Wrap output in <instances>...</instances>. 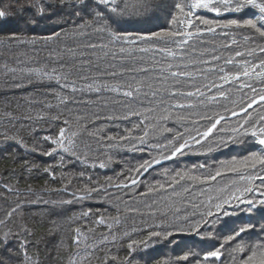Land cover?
Masks as SVG:
<instances>
[{"label":"snow or ice","instance_id":"6c2138e0","mask_svg":"<svg viewBox=\"0 0 264 264\" xmlns=\"http://www.w3.org/2000/svg\"><path fill=\"white\" fill-rule=\"evenodd\" d=\"M27 8L34 10L39 18L60 17V30L40 37H0V43L47 45L60 41L63 33L66 37L71 35L89 41L83 49L93 53L103 52L105 57L111 55L113 61L131 59L136 52H153L172 61H180L154 60L151 67L140 68L122 65L119 72L109 70L115 68L114 63H110L108 68H100L97 64V75H79L80 80L87 82L85 87L89 92L97 95L115 93L123 98L114 105L119 106V114L113 112L106 115L104 121L130 124V127L121 129L122 134L109 135L103 128L98 129L101 135L92 134L103 144L105 155L97 157V162L89 167L107 168L113 162L108 153L120 150L147 154L151 158L126 169L115 180L113 177L103 181L93 180L92 176H85L83 172L73 178L61 172L57 177L53 167L44 169L54 180L65 182L61 188L51 189L71 196V199L61 203L71 205L99 197L100 203L109 205L116 213L110 215L106 211L87 208L73 218L81 226L73 229L75 251L68 264H84L85 261L92 264L93 260L98 264H138L133 254L161 241L175 243L169 238L176 234L195 235L200 241L207 242L206 247L199 251L189 248L183 255L164 264H264V43H253L256 40L264 42V0H55L54 3L52 0H34ZM248 10L256 11L250 15ZM65 12L67 16H61ZM161 14L164 16L163 25L156 24L155 29L122 30L128 23L159 20ZM7 15L9 12L0 8V18ZM65 24L74 27L70 32H64ZM237 35L245 41L243 50H240ZM93 36L107 42L92 43ZM217 37L224 42L217 45ZM112 45L122 46L116 50ZM197 45L201 46L199 52ZM68 51L76 57L75 51ZM224 51L232 54L223 55ZM80 56H84L83 50ZM205 56L209 58H203ZM59 65L51 69L46 66L29 68L24 78L29 85L36 78L55 81L62 91L67 90L71 94L83 92L84 89L78 87L75 80H70L76 65L63 58L59 60ZM85 65L88 70L94 67L91 60H83L80 70ZM11 72L15 74L16 69ZM77 72L79 74V70ZM152 72L158 74L149 76ZM141 74L146 79H138ZM126 76L129 78L125 79ZM256 84L260 86L256 87ZM24 86L21 83L15 85L16 88ZM233 89L240 94L238 102L232 100ZM51 95L64 106L76 103L61 93L53 92ZM192 100L198 103H191ZM221 101H228L233 106L228 107ZM197 107H220L223 111L193 113L192 110ZM47 108L49 111L56 110L50 104ZM62 115L38 117L52 125H63L53 127L51 135L42 137L48 147L40 154L59 157L60 164L55 167L66 166L65 156L79 159L77 140L83 121L87 119L68 115L62 120ZM193 115L197 118L192 119ZM23 119L31 125L32 117ZM101 119L99 114H95L91 123ZM170 121L179 127L175 130L166 127ZM181 127L183 130H180ZM2 136L4 141L20 143L31 152L41 148L40 144L28 148L19 131L12 135L5 132ZM233 144L243 146V153L218 162L206 161L174 170L171 174L165 172L161 179L148 180L149 170L162 161L186 156L194 150H203L201 154L209 156ZM257 146L258 150H252ZM88 159L83 162L87 163ZM73 179L86 183L69 193ZM195 189H199L196 197L189 199ZM4 191L17 197L23 195L18 187L8 184L4 185ZM32 191L31 187L26 189L28 193ZM167 193H172L170 199L180 201L181 206L165 202L162 208L157 198ZM182 193L189 196H182ZM13 204L14 207L0 218V244L5 247L10 237L34 235L22 224L15 225L21 229L19 232L10 227L27 202L18 198ZM133 204H143L148 209L147 219H142L138 226L134 223L130 231L124 230L121 235H116L127 224L129 216H145L140 207ZM238 220L247 222L237 223ZM86 221H90L95 228L84 223ZM99 227L107 229V234H102L99 243L89 247L88 236L82 228L89 236H94ZM141 234L142 238H133ZM82 240L85 242L83 249ZM124 242L127 255L121 258L109 254L113 249L119 252L117 245ZM32 244L35 241H20L22 264H35L28 254ZM107 245L113 247L102 256L94 255ZM81 251L89 255L81 256ZM0 264L4 262L0 261Z\"/></svg>","mask_w":264,"mask_h":264},{"label":"trees","instance_id":"16d2710c","mask_svg":"<svg viewBox=\"0 0 264 264\" xmlns=\"http://www.w3.org/2000/svg\"><path fill=\"white\" fill-rule=\"evenodd\" d=\"M33 2L34 0H0V8H5L9 12V15L0 18V37L18 35L21 38H27V36L30 37L29 34H34L35 36L40 37L60 30V25L62 24L60 17H54L53 19H49L47 17L39 18L38 14L34 10L30 11L27 8V5L33 4ZM52 2L54 3L55 0H52ZM9 5L13 6L8 8L7 6ZM18 9L22 10L17 13ZM61 16H67V13H62ZM4 20L7 24L8 20H10L9 26L4 25ZM46 20H51L48 25L44 24ZM73 27V25H63L64 32H70ZM122 30L140 31V28L137 26V23L132 22L124 25ZM96 39L97 38L93 36L91 42L96 43ZM237 39L239 40L240 48L242 49L245 41L241 40L239 35ZM88 42L89 41L87 40L71 35L66 37L62 33L60 41L56 43L49 42L47 45L41 43L29 44V47L33 45L32 49L28 46H22L24 44L16 42L0 43V201H2L0 209L2 208L6 211L11 210V207H14L13 201L18 198L26 201L27 206L22 209V211L25 212L23 217L20 219L22 222L17 223V219V221L14 222V225H10V227H13L14 231L19 232L21 229L15 227V225L22 224L31 229L34 233V235L27 237H10L7 247H5L4 244H0V256L2 257L4 264H22V254L20 252L19 244L20 241L24 239L35 241V244H32L28 248V254L35 264H68L69 257L75 251V246L72 244L73 229L81 226L80 223L74 222L73 218L77 217L82 209L87 208L108 211L111 213L110 215H116L112 207L106 204H99L95 201V199L93 201L83 202L84 206H79L76 203L71 205L62 203L63 206H59L56 202L61 203V201L68 200L71 197L69 194L62 192L58 193L51 191V189L61 188L62 184L65 182H62L59 179L54 180L49 174L40 176L38 175L36 168L42 164L48 165L56 161L58 162L60 161V158L45 157L41 155L40 152L45 150L48 145L39 143V141L37 143H32L30 140V137L33 135L38 136V138L51 135V129L53 127L63 126L62 124L52 125L46 120L38 119L41 115L54 116L58 113H63L61 116L62 120L67 118L68 115H72L73 117H87V119L83 121V129L77 140V156L82 159L87 158L85 153L93 137L92 134H102L98 131V129L103 128L109 135L116 134L117 127L113 123L104 121L103 117L111 115L113 112L119 114L117 111L119 106L116 105L114 107V105L116 101L122 100L123 98L115 93L102 92L97 95L95 92H89L85 87L87 82L80 80L79 75L95 76L97 75L95 65L98 64L100 68H108L110 63H114L116 66L115 68H109V70L119 72L121 68L117 69V67L120 65V61H111V55L105 57L104 53L100 51L93 53L91 50L83 49V45ZM68 49L75 51L77 54L76 57H73ZM82 50L84 51V56H80V52ZM222 54L231 55L232 53L224 51ZM18 55L19 57H17ZM96 57H99L100 59L97 60ZM61 58L76 65V68L70 76V80H75L77 82V86L84 89L83 92L71 94L67 90L62 91L57 86L55 81L40 80L36 78H33L32 84L29 85L28 80L24 78L27 75V70L29 68H42L46 66L51 69L52 67H59V60ZM83 60H91L94 67L91 70H88L85 65V68L80 70V64ZM126 60H148V67H151L154 60H160L161 62L169 60V62L177 63L176 61H172L170 58L162 57L153 52H136L132 54L131 59ZM126 65L129 66L128 63H126ZM5 66H7V68ZM12 69H16L15 74L11 72ZM77 70H79V74ZM148 75L153 76L151 74ZM128 78V76L125 77V79ZM137 78L145 79L143 74L139 75ZM16 83H21L25 86L16 88ZM27 92L31 93L30 99L25 96ZM53 92L61 93V95L75 100L76 103H69L67 106L61 105L59 99L51 95ZM233 92L234 95L232 96V100L238 102L241 99L240 94L235 92V89H233ZM245 92H247V90H245ZM94 98L99 99L104 104L99 107H89V102L94 100ZM246 98L247 96L244 97V99ZM224 102L228 101H221L220 103L223 104ZM49 104L55 106L56 110L49 111L47 108V105ZM145 107H147V105H145ZM195 112L197 111H193V113ZM95 114H99L102 119L95 124H92L91 121L95 120ZM11 117H16L17 119L13 120ZM26 117H32L31 124L33 127L26 131L25 137H22L24 138V143L28 146V148H31L34 144H40L41 148L37 152L28 151L20 143L3 140V133L7 132L9 135H12L17 132V128L27 124V122L23 119ZM170 122H168L165 126L175 130L178 125ZM123 123L124 122H117L115 124ZM30 153L31 155L37 154L40 158L37 160H29L31 165L25 168V165L22 164L23 160H21L19 156H30ZM224 154L229 158L236 155L237 147L234 144L230 145L229 148L225 150ZM64 159L66 166L57 167V169L54 170L57 177L61 175V172H63L64 175L69 176V178H73L78 176L81 172L86 174V171L87 173L90 171L89 164H85V169H82L83 166L76 163L74 158L69 159L68 156H65ZM112 163L113 167L119 174L125 171L118 166L116 160H113ZM130 167H132L131 163L128 165V168ZM163 170L164 168L161 169V171ZM85 176L88 175L86 174ZM105 176L106 174H103L99 170L92 174L93 180H100V178H104ZM148 180L152 181V178H148ZM83 183H86V181L73 179V187L69 188V193L75 191ZM5 184H8L10 187H18L23 195L17 197L4 191ZM28 187H31L33 190L32 193L26 192ZM165 196L166 195H163L162 197L157 198L162 208L164 207ZM133 206L140 207L141 212L145 213V216H129L127 224L120 232L115 233L116 235H121L124 230L130 231L131 226H133L134 223L138 226L142 219H147L148 209L144 208L143 204H133ZM39 215H42L43 219ZM51 221L63 230L64 234L62 239L53 240L52 234H48L49 226H56ZM84 223H88L90 227L95 228V225H92L90 221H86ZM82 232L88 236V246L93 247L95 244L99 243L102 234H107V229L103 227L96 228L94 236H89L83 228ZM142 235L143 234L134 235L133 238L140 239L142 238ZM84 246L85 242L82 240L81 249H83ZM117 246L120 247V251L116 252L115 249H113V251L109 254L117 255L121 258L127 255V252L124 250L126 242ZM112 247V245H107L101 251H96L94 255L101 256L104 252L108 251V248ZM6 250L10 251L7 252ZM144 254L145 250H141L138 253L133 254L135 261L138 262V264H164L165 261H170L169 259L159 258L157 256H153L154 258L150 260H144ZM3 255L5 256L4 258ZM85 255H89V253L81 251V256ZM84 264H87V261H85ZM92 264H95L94 261H92Z\"/></svg>","mask_w":264,"mask_h":264},{"label":"rangeland","instance_id":"374dc122","mask_svg":"<svg viewBox=\"0 0 264 264\" xmlns=\"http://www.w3.org/2000/svg\"><path fill=\"white\" fill-rule=\"evenodd\" d=\"M163 21H164V16H163V14H161V18L159 19V20H156V21H153V22H151V23H137V26L140 28V31H142V30H146V29H148V28H153V29H155V26H156V24H160V25H163ZM205 39H210V38H205ZM96 43L97 44H99V43H101V42H107L106 41V39H104L103 41L101 40V39H96ZM122 45H112L111 47H113L114 49H118L119 47H121ZM201 48V46L200 45H197V49H200ZM203 58H205V57H203ZM205 59H207V58H205ZM110 60L112 61V58H110ZM131 61H133V60H131ZM163 62H169V60H164ZM177 63H180V61H176ZM126 63H128L129 64V66H127L126 65ZM125 66V67H136V68H140V67H148V60H143L142 62H139V63H137V64H135V65H133V64H131L130 63V61L129 60H124V61H120V65L117 67V69H120L121 68V66ZM189 70H191V68H189ZM149 74H151V75H157L158 73H156V72H152V73H149ZM231 104V103H230ZM232 105V104H231ZM233 106V105H232ZM134 122V121H133ZM126 152H128L129 150H125ZM129 158V157H128ZM129 164H130V161H129ZM141 190H143V189H141ZM198 191H199V189H195L193 192H192V195L194 196V195H196L197 193H198ZM183 195H185V196H189L188 195V193H183L182 194V196ZM167 196H168V198L170 197V194H167ZM126 197H124V199H125ZM191 198V196H189V199ZM167 202V204H169V205H172V204H175V202H176V204H179L180 203V201H174V200H171L170 198L166 201ZM2 203V201H0V204ZM149 203H151V201H149ZM6 212V210H3L2 208L0 209V218H3V216H4V213ZM22 214V213H21ZM21 214H19V216L18 217H16L15 219L16 220H14V222H16L17 221V219H18V221H17V223H21L22 221L20 220L21 219ZM42 219H43V216L42 215H39ZM53 224H55L53 221H51ZM237 223H241V222H246V221H236ZM254 222V221H253ZM56 225V224H55ZM57 226V225H56ZM49 228L51 229V231H50V233L48 232V234L50 235V234H52V232H53V228H54V225H51V226H49ZM169 240H170V238H169ZM207 242H205L204 244H201V247H204L205 246V244H206ZM153 246V248H155L157 251H160L162 254H168L169 253V251H171L172 249H173V251L174 252H176L177 251V249L179 248V251H178V254H177V256H174L170 261H172V260H174L176 257H178V256H181V255H183V253L185 252V251H187L189 248H193V249H196V247H195V243L193 242V240L192 239H187V240H183V239H179L178 238V241L177 242H175V243H172V244H168V241H161V242H159V243H155V244H153L152 245ZM182 248H183V250H182ZM184 251V252H183ZM5 256L3 255V258H4ZM7 261V260H6ZM6 263V262H5ZM141 264H143V263H141Z\"/></svg>","mask_w":264,"mask_h":264},{"label":"bare ground","instance_id":"6f19581e","mask_svg":"<svg viewBox=\"0 0 264 264\" xmlns=\"http://www.w3.org/2000/svg\"><path fill=\"white\" fill-rule=\"evenodd\" d=\"M25 8V7H24ZM22 9H18V11H17V13L18 12H20ZM23 10H25V9H23ZM31 11V10H30ZM54 17H52V18H50V19H53ZM8 19V18H7ZM51 20H46L45 22H44V24L45 25H48L49 24V22H50ZM9 24H10V20H8V24H7V22L4 20V25L5 26H9ZM22 28V27H21ZM23 29V28H22ZM23 30H25V29H23ZM26 31V30H25ZM30 35V37H33V36H35L34 34H29ZM30 37H28L27 36V38H30ZM22 44V43H21ZM22 46H28L29 47V44H24V45H22ZM33 46V45H32ZM32 46H30L29 48H31L32 49ZM17 57H19V55L17 56ZM14 60H17V59H14ZM30 92H27L26 94H25V96L28 98V99H30ZM33 126H32V124L31 125H29L28 123L27 124H24V125H22L20 128H17V131H19V133H20V135L21 136H23V137H25L26 136V131H28V130H30L31 128H32ZM30 140H31V142L32 143H37L38 141H39V143H43L44 145H46V143L42 140V138H38V136H36V135H33V136H31L30 137ZM17 149H18V147H17ZM20 157V159L21 160H23L22 161V164L23 165H25V164H27L28 166H30L31 165V163H29V160H37V159H39L40 157H39V155H37V154H32L31 155V153H30V156H26V155H20L19 156ZM199 159H196V161H198ZM60 163V161H56V162H53V163H50V164H48V165H46V164H42L41 166H38L37 168H36V170H37V173H38V175H40V176H42V175H47V173H45L44 172V169L45 168H48V167H53L54 168V170H56L57 169V167H55V166H57L58 164ZM2 184V183H1ZM59 206H63V204L62 203H60V202H56ZM51 231V229L50 228H48V232H50ZM63 234H64V232H63V230L61 229V228H59V227H57V226H54V228H53V232H52V238H53V240H55V239H62L63 238ZM111 255V254H110ZM102 256V255H101ZM94 261V263L95 264H98V261H96V260H93Z\"/></svg>","mask_w":264,"mask_h":264}]
</instances>
